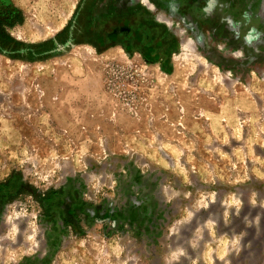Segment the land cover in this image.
Instances as JSON below:
<instances>
[{
    "label": "rangeland",
    "instance_id": "1",
    "mask_svg": "<svg viewBox=\"0 0 264 264\" xmlns=\"http://www.w3.org/2000/svg\"><path fill=\"white\" fill-rule=\"evenodd\" d=\"M262 157L264 0H0V264H264Z\"/></svg>",
    "mask_w": 264,
    "mask_h": 264
},
{
    "label": "crops",
    "instance_id": "2",
    "mask_svg": "<svg viewBox=\"0 0 264 264\" xmlns=\"http://www.w3.org/2000/svg\"><path fill=\"white\" fill-rule=\"evenodd\" d=\"M261 163H262V165H264V157H262L261 158ZM247 168H257V167H255L253 164H249V165H247Z\"/></svg>",
    "mask_w": 264,
    "mask_h": 264
}]
</instances>
